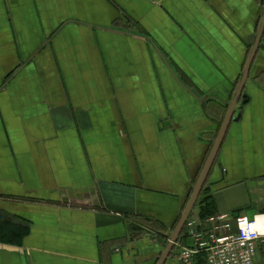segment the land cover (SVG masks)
I'll return each mask as SVG.
<instances>
[{
    "label": "crops",
    "instance_id": "crops-1",
    "mask_svg": "<svg viewBox=\"0 0 264 264\" xmlns=\"http://www.w3.org/2000/svg\"><path fill=\"white\" fill-rule=\"evenodd\" d=\"M203 199L264 210V0H0V264H177Z\"/></svg>",
    "mask_w": 264,
    "mask_h": 264
},
{
    "label": "built area",
    "instance_id": "built-area-1",
    "mask_svg": "<svg viewBox=\"0 0 264 264\" xmlns=\"http://www.w3.org/2000/svg\"><path fill=\"white\" fill-rule=\"evenodd\" d=\"M182 233L186 244L171 242L177 264H255L257 248L264 243V210L252 217L220 211L200 216L191 210Z\"/></svg>",
    "mask_w": 264,
    "mask_h": 264
},
{
    "label": "water",
    "instance_id": "water-1",
    "mask_svg": "<svg viewBox=\"0 0 264 264\" xmlns=\"http://www.w3.org/2000/svg\"><path fill=\"white\" fill-rule=\"evenodd\" d=\"M261 29H262V28H261ZM261 29H260V31H261ZM260 31H258V32H259V34H258V38H259V36H260ZM256 41H258V39H257ZM253 56H254V51L252 52V54L250 55V57H248V61H247L246 67H245V69H244V71H243L244 73H243V76H242L241 83H243V81H244V79H245V77H246V74L248 73L247 71H249L250 65H251L252 60H253V59H252ZM241 83H240V85H241ZM240 88H242V85L240 86ZM228 118H229V116L227 117L226 122L228 121ZM226 122H225V123H226ZM225 125H226V124H223V127H222L221 132H220V136L217 137L218 139H217V141H216V143H215V145H214V148H213V150H212V153H211V156H210L209 162L212 161V160L214 159V156H215V154H216V152H217L216 150H217V149L219 148V146H220L221 136H222V134H223V131H224ZM206 170H207V168L205 169L204 172H206ZM204 174H205V173H204ZM203 182H204V177L202 176L201 179H200V181L198 182L196 188L194 189V194H193V197H192V199H191V202L189 203L190 205H189V207H188V210H190V208H191V206H192V203L194 202V200H195V198H196V196H197V194H198V192H199V189L202 188ZM187 212H188V211H187ZM187 215H188V213H185V215L183 216V219H182V221H181V225L184 224V221H185ZM173 240H174V238L169 242V243H170V244H169V247L172 245L171 242H172Z\"/></svg>",
    "mask_w": 264,
    "mask_h": 264
},
{
    "label": "trees",
    "instance_id": "trees-1",
    "mask_svg": "<svg viewBox=\"0 0 264 264\" xmlns=\"http://www.w3.org/2000/svg\"><path fill=\"white\" fill-rule=\"evenodd\" d=\"M206 200L207 199H203V200H199L198 202H196V203H198L197 205H198V208H199L198 211L200 213V216L208 215V214H211V213L215 212L213 210H209V209L206 208V204H205Z\"/></svg>",
    "mask_w": 264,
    "mask_h": 264
}]
</instances>
